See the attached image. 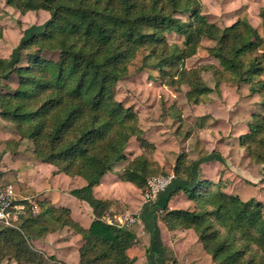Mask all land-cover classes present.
Masks as SVG:
<instances>
[{
    "label": "trees",
    "instance_id": "trees-1",
    "mask_svg": "<svg viewBox=\"0 0 264 264\" xmlns=\"http://www.w3.org/2000/svg\"><path fill=\"white\" fill-rule=\"evenodd\" d=\"M4 1L20 15L49 12L40 27L24 32L9 58L0 57V81L12 74L17 77L15 87L0 83V118L13 123L18 135L7 143L31 140L37 161L52 164L57 173L82 177L86 184L70 193L86 201L94 216L84 227L68 207L49 199L33 198L36 211L28 199L16 200L24 205L17 227L0 222V262L68 264L32 243L67 227L82 239L77 264H134L128 250L136 243L135 233L105 221L111 202L96 198L92 188L122 157L126 163L119 178L140 190L163 166L152 158L155 144L142 136L136 111L117 100L113 88L141 54L140 70L158 72L162 85L187 86L185 95L194 103L213 90L201 75L202 70H211L214 88L221 81L244 83L248 95H258L264 108V7L259 11L261 35L246 16L223 27L209 21L201 0ZM173 34L183 45L171 39ZM204 38L213 41L207 50L221 68L185 65ZM261 107L250 113L246 131L238 137L258 164H264ZM132 137L148 153L127 159ZM203 160L177 157L176 177L165 188L162 205H153V218L160 211L159 219L168 230H192L215 264H264L263 202L244 200L227 192L220 180L199 174L197 166ZM177 191L191 207L167 206Z\"/></svg>",
    "mask_w": 264,
    "mask_h": 264
},
{
    "label": "rangeland",
    "instance_id": "rangeland-1",
    "mask_svg": "<svg viewBox=\"0 0 264 264\" xmlns=\"http://www.w3.org/2000/svg\"><path fill=\"white\" fill-rule=\"evenodd\" d=\"M201 2L207 19L220 27L232 23L238 17L246 16L258 33L263 34L259 11L264 7V0H201ZM13 10L4 0H0L1 58L10 57L26 30L30 31L34 26L40 27L48 19L44 17V14L49 13L46 10L40 11L35 15L36 18L34 17L36 13L31 11L26 19L15 17ZM171 39L183 45L181 37L173 34ZM212 43L213 41L204 38L196 54L185 60V65L204 67L211 64L221 68L219 60L208 53L207 48ZM141 58V54L136 57L129 66L127 77L116 83L112 93L124 105H131L134 108L143 130L142 136L155 144L152 158L163 167L152 175L174 171V164L180 154L186 155L191 160L204 158L197 166L198 173H202L214 182L220 180L222 187L229 193L237 194L244 200L255 198L264 204V164L254 162L238 141V137L246 130L245 123L250 117L249 113L258 110L261 101L257 102L251 96L244 95L248 93L244 83L232 84L221 81L219 87L214 88L212 71L202 70L204 82L213 90L204 94L200 103H194L185 95L187 86L182 85L179 89H174L162 85L158 72L150 68L140 70ZM21 63H24V59ZM261 77L264 78V73ZM3 80L0 81L2 85L17 84L15 74ZM261 109L264 111L263 107ZM10 126L15 130L13 123ZM129 148L133 151L128 153L127 159L141 152L148 153L139 147L136 137L130 139L127 149ZM124 162L125 158L122 157L116 162V167H121ZM63 176L69 178L65 174ZM78 179L83 180L81 177ZM12 188L15 192L13 184ZM143 192L144 189H139L135 193L141 200L142 206L146 203L142 197ZM131 201L133 199L129 200ZM148 203L154 204V202ZM176 205L182 208L186 206L181 201ZM128 210L117 205L108 215L114 217L115 214H119L124 218L126 212H130L134 219L124 228L142 233L141 208ZM156 215L157 219L152 217L147 228L150 230V247L152 240L158 239L155 228L158 233L163 228V223L159 219L161 212L157 211ZM165 232H161V237L167 242H173L175 236L182 238L176 244L164 246L167 264H215L192 230H183V233L178 235L165 234ZM154 255L157 256V253ZM2 262L0 264H10L5 260Z\"/></svg>",
    "mask_w": 264,
    "mask_h": 264
},
{
    "label": "crops",
    "instance_id": "crops-1",
    "mask_svg": "<svg viewBox=\"0 0 264 264\" xmlns=\"http://www.w3.org/2000/svg\"><path fill=\"white\" fill-rule=\"evenodd\" d=\"M31 11L33 10L26 12L24 15H20L15 11L13 15L26 19ZM40 11H42V9L34 11V13H36L34 14L35 18V15H38ZM44 17L49 18V13L44 14ZM244 95L250 96L248 93ZM251 97L252 99H256L257 102L261 101L258 95H251ZM11 124V122H7L0 118V181H4L6 184L12 183L16 189L15 194L18 198H46L57 206L68 207L74 219L79 221L84 227H88L94 216L92 208L86 201L79 200L70 193L72 189L85 185V180L82 177L83 180L78 179L79 176H68L69 178H67L63 176V173L55 172L56 169L52 164L37 161L33 155V144L31 140L24 139L20 141L18 145L7 143V140L18 138L16 131L10 126ZM126 151L125 154L128 155V153H131L133 150L129 148ZM125 163L126 160L119 168L116 167L115 163L112 169L105 173L99 182L93 186V195L98 199L109 200L111 202L105 216H109V212L115 210L117 205L123 208L126 207L129 210L141 208V222L140 220L139 222L143 224L145 229H143L142 226V233L134 232L136 235V243L129 248L128 253L134 264H167L164 256L165 247L180 242L182 238L175 236L173 242H167L164 237H161V232L166 231L165 234L170 233L171 235L173 233V235H178L182 234L183 230H190H168L163 225L162 230L157 234L158 239L154 238L152 240V246L150 247V230H147V228L150 226V220L154 216L153 210L150 207L154 204L161 206L167 192H160L153 205L146 202L147 204L144 203L142 206L141 200L135 194L139 189L132 183L122 181L119 178V173ZM129 198L133 199V201L129 202ZM179 201L186 204L183 208H189L192 205L182 191H177L170 196L166 204L170 209L182 208L176 205ZM126 213L129 214L130 212ZM114 216H119V214H115ZM156 224L157 223H155V225ZM156 226H158V224ZM158 229L160 230V228ZM169 240H171V238ZM32 243L35 248L44 251L46 254L54 255L57 259L68 264H77L79 259L78 250L82 244V239L78 233L67 227H63L55 232L46 234L42 238L34 239ZM199 249H201L200 244ZM155 253H157V256L154 255ZM7 262L16 264L14 261Z\"/></svg>",
    "mask_w": 264,
    "mask_h": 264
},
{
    "label": "built area",
    "instance_id": "built-area-1",
    "mask_svg": "<svg viewBox=\"0 0 264 264\" xmlns=\"http://www.w3.org/2000/svg\"><path fill=\"white\" fill-rule=\"evenodd\" d=\"M175 177L176 175L174 171L148 177L142 196L143 200L145 202H154L159 193L164 191ZM20 199L21 198H18L15 195L11 184L0 183V222L4 226L17 227L18 216L20 213H22L24 205L14 201ZM22 199H28L33 204L32 210H37V206L34 204L33 198ZM104 219L110 224H115L119 227H125L127 223L133 221L134 218L131 216V214H125L124 218H122V216H105Z\"/></svg>",
    "mask_w": 264,
    "mask_h": 264
}]
</instances>
